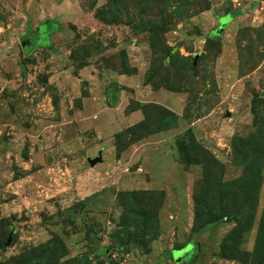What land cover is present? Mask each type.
<instances>
[{
    "label": "rangeland",
    "instance_id": "rangeland-1",
    "mask_svg": "<svg viewBox=\"0 0 264 264\" xmlns=\"http://www.w3.org/2000/svg\"><path fill=\"white\" fill-rule=\"evenodd\" d=\"M113 254L264 264V0H0V264Z\"/></svg>",
    "mask_w": 264,
    "mask_h": 264
},
{
    "label": "built area",
    "instance_id": "built-area-1",
    "mask_svg": "<svg viewBox=\"0 0 264 264\" xmlns=\"http://www.w3.org/2000/svg\"><path fill=\"white\" fill-rule=\"evenodd\" d=\"M117 254L116 255H112V258L111 259H108V260H110V261H107L105 264H122L123 262L122 261H120V260H118L119 258H117Z\"/></svg>",
    "mask_w": 264,
    "mask_h": 264
},
{
    "label": "flooded vegetation",
    "instance_id": "flooded-vegetation-1",
    "mask_svg": "<svg viewBox=\"0 0 264 264\" xmlns=\"http://www.w3.org/2000/svg\"><path fill=\"white\" fill-rule=\"evenodd\" d=\"M35 38H37V37H35ZM25 43H28V46H30V45H32V42H33V35H28L27 36V39H25V41H24ZM27 46V47H28Z\"/></svg>",
    "mask_w": 264,
    "mask_h": 264
},
{
    "label": "trees",
    "instance_id": "trees-1",
    "mask_svg": "<svg viewBox=\"0 0 264 264\" xmlns=\"http://www.w3.org/2000/svg\"><path fill=\"white\" fill-rule=\"evenodd\" d=\"M43 31H46L44 25H42V26L37 30L36 33L40 35V34H43V33H42ZM49 33H50L49 31H48V32H45L46 35L49 34ZM45 34H43V35H45ZM103 251H106V250L104 249Z\"/></svg>",
    "mask_w": 264,
    "mask_h": 264
},
{
    "label": "water",
    "instance_id": "water-1",
    "mask_svg": "<svg viewBox=\"0 0 264 264\" xmlns=\"http://www.w3.org/2000/svg\"><path fill=\"white\" fill-rule=\"evenodd\" d=\"M25 45H26V46H28L26 43H25ZM95 162H96L95 160H94V161H92V164H95Z\"/></svg>",
    "mask_w": 264,
    "mask_h": 264
}]
</instances>
